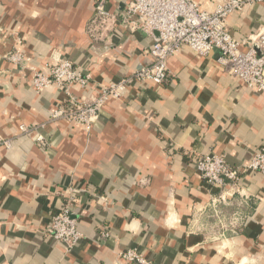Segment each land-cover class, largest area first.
Wrapping results in <instances>:
<instances>
[{
	"label": "crops",
	"instance_id": "obj_1",
	"mask_svg": "<svg viewBox=\"0 0 264 264\" xmlns=\"http://www.w3.org/2000/svg\"><path fill=\"white\" fill-rule=\"evenodd\" d=\"M134 1L107 5L120 13ZM195 1L213 11L226 0ZM95 2L0 0V137L11 142L0 147V264H122L132 248L154 264H264V177L213 189L196 165L218 155L240 167L264 148V95L228 75L219 52L185 48L168 60L167 83H132L91 134L51 119L68 95L37 93L33 66L72 60L92 77L88 90L71 88L84 98L151 63L152 37L117 27L99 36ZM227 28L258 49L264 3L231 14ZM18 48L31 67L7 60ZM69 189L84 237L70 251L45 236Z\"/></svg>",
	"mask_w": 264,
	"mask_h": 264
},
{
	"label": "built area",
	"instance_id": "obj_2",
	"mask_svg": "<svg viewBox=\"0 0 264 264\" xmlns=\"http://www.w3.org/2000/svg\"><path fill=\"white\" fill-rule=\"evenodd\" d=\"M107 0H96L93 24L104 37L110 30L129 29L141 32L154 39L150 48L151 63L141 66L132 75L99 87L98 93L84 98L71 94V88L79 85L88 90L92 86L91 74L75 66L70 59H57L40 70L33 66L32 85L37 93L51 87L63 88L67 98L52 113V120L66 121L73 129L91 134L101 110L110 99H121L134 82L162 86L170 80L168 60L181 54L185 48L206 57L219 52L218 63L249 90L264 95V29L252 42L258 49H242L243 42L237 40L227 28L228 17L246 7L264 3V0H226L213 11L201 9L195 0H135L120 12H110ZM119 26V27H118ZM12 64L31 67L32 60L22 49L7 55ZM91 93V91H89ZM22 132H30L22 126ZM44 139L37 141L44 145ZM10 147L11 142L0 137V147ZM197 169L213 189L238 188L241 177L246 173H257L264 177V148L257 151L250 161L240 167L230 166L223 156L208 155L198 158ZM77 191L66 190V204L53 215L45 236L63 243L72 250L84 237L74 216ZM229 195V194H228ZM221 200H225L223 195ZM217 201L214 199L213 204ZM107 236V233L104 234ZM122 264H154L139 249L132 248L119 254Z\"/></svg>",
	"mask_w": 264,
	"mask_h": 264
}]
</instances>
